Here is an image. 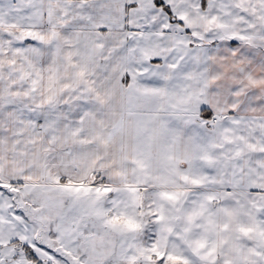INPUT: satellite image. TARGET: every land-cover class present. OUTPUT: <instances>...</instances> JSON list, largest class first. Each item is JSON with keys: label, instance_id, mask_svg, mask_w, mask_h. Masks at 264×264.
I'll use <instances>...</instances> for the list:
<instances>
[{"label": "snow or ice", "instance_id": "1", "mask_svg": "<svg viewBox=\"0 0 264 264\" xmlns=\"http://www.w3.org/2000/svg\"><path fill=\"white\" fill-rule=\"evenodd\" d=\"M0 264H264V0H0Z\"/></svg>", "mask_w": 264, "mask_h": 264}]
</instances>
